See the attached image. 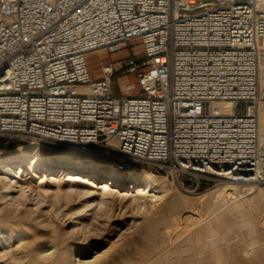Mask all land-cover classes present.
Segmentation results:
<instances>
[{
    "label": "built area",
    "instance_id": "built-area-1",
    "mask_svg": "<svg viewBox=\"0 0 264 264\" xmlns=\"http://www.w3.org/2000/svg\"><path fill=\"white\" fill-rule=\"evenodd\" d=\"M128 45L92 76L90 53ZM261 70L264 0H0V139L67 144L121 173L264 183ZM118 72L136 95L112 92Z\"/></svg>",
    "mask_w": 264,
    "mask_h": 264
},
{
    "label": "rangeland",
    "instance_id": "rangeland-1",
    "mask_svg": "<svg viewBox=\"0 0 264 264\" xmlns=\"http://www.w3.org/2000/svg\"><path fill=\"white\" fill-rule=\"evenodd\" d=\"M132 48H134V50L137 49L135 46ZM102 49L105 51L104 54L99 51H94L89 55L88 63L92 76L98 75L99 65L101 63L121 60L126 58L130 53L129 45L124 46L121 50L116 52H109L106 48ZM126 81L132 82L135 85L132 93L136 95L138 86L135 76L123 75L120 72L116 73L111 81L112 92L117 96L121 95L124 92L122 90V85ZM258 89L260 95L258 107L259 131L260 122L262 116H264L262 115L264 114V79H261L260 76L258 78ZM29 144H38L39 146L36 153L50 157L53 155H62L63 152L66 153L65 151L70 146L67 144H57L39 140L8 142L4 139H0V158L5 157L4 153L13 154L15 149H20ZM97 155L98 159L101 161L104 160L111 164V161L104 156ZM137 167L138 168H134V170H127L126 172L136 171L138 173L144 171L163 182L165 191L156 193L160 195L159 199H156L157 201L153 198L149 199L150 197L147 193L136 194V190H128L125 186L119 184L103 191L95 186L96 183H100L101 180L95 181V185H89L87 184L88 182L82 180L83 177L81 174L75 176V179L70 180L67 178V175L60 171L47 172L44 175L42 170L32 172L29 168H26L23 173H20L21 175L18 174L16 175L17 177L13 179L22 181L19 183L18 187L15 186L14 190L11 191V195L14 197L16 196L13 203L11 201L9 205H6V200L1 197L3 187H1L2 185L0 184V235L2 237L5 236V238L9 237L7 229L8 227H13L11 226L13 224L15 225L14 227H21L26 231V239L32 238L39 244L38 246H41L38 249L40 253L46 249H50L54 251L55 254L59 250L61 252V249H67L69 252V254L67 252L69 255L68 259H72L70 261L75 262L78 259L77 250H75V246L77 245L79 248L78 250L83 251L84 257L87 259L102 255V257L97 260L98 262L114 260L115 264H133V257L137 255L140 245L144 241L143 233L152 222L157 223H155V226L160 233H164L165 230L168 231L169 227V232H171L173 231L171 229L177 226L175 228L176 231L180 230L181 232L179 234L184 235L182 234L183 231L186 233L184 236L188 235V229L193 230L197 226L206 225V222H209L214 229H217L216 233H220L218 234L219 236L223 232L222 236L224 240L222 241H226V246L230 245L229 247L233 248L236 243H244V245H242V251H240V256L242 258L245 257L243 258L245 261L247 260V262L253 263L254 257L252 255L259 251L260 245H252L247 236L249 231L253 229L255 232L257 228L260 229L256 230L257 233L261 231L260 233L264 234V204H262V200H264L262 199L264 198V183H241L229 180L202 181L187 174H180L176 178L166 170L144 165H138ZM231 183L235 185V188L231 187V189L226 190V185ZM96 190L97 193H95ZM100 192L102 193L100 194ZM150 193H152V191ZM228 193H232L231 197H228L230 196ZM173 195L176 199L179 197L177 199L179 203L171 208L167 202ZM224 196L227 201L224 199ZM151 200H153V202H151ZM220 202L224 203V206H222V208L224 207L223 209L218 205ZM231 203L232 205L240 203H242V205L245 204L244 209L247 211H244L243 214H238L236 212H232L231 214V212H227L229 206H232ZM14 206L16 207L14 208ZM7 208L9 209L7 210ZM220 209H222L223 212ZM222 215L227 218L222 217ZM193 220L197 224L199 221L202 224L199 222L197 225ZM189 223H194V225ZM172 224L173 226H171ZM182 224L185 225V228ZM249 225L252 229H249L251 228ZM179 226L180 228H178ZM247 226H249V228H247ZM176 231L174 230V232L171 233L173 238L170 239L178 240L180 237H184H179V235L176 236L174 234ZM174 235L179 238L175 239ZM240 236L241 238L243 236V238H239ZM5 238L3 237L2 240ZM166 238V241L161 243V245L164 246L168 241L169 244L173 243V240L170 241L168 236H166ZM231 241L235 244L233 243L232 245ZM224 242L222 246L225 245ZM9 245L13 248L15 246L14 240H11ZM244 246L248 248L245 247V249ZM243 250L246 251V254H244L245 251L243 252ZM9 260L10 259L5 260V262L7 261L6 263L8 264H15L12 260V262ZM45 261L42 262V264H69L66 259H62V257L58 255L50 257L48 259L50 263ZM97 261H94V264H96ZM156 261L157 257L151 256L140 264H159L157 263L158 261Z\"/></svg>",
    "mask_w": 264,
    "mask_h": 264
},
{
    "label": "bare ground",
    "instance_id": "bare-ground-1",
    "mask_svg": "<svg viewBox=\"0 0 264 264\" xmlns=\"http://www.w3.org/2000/svg\"><path fill=\"white\" fill-rule=\"evenodd\" d=\"M97 51H99L102 54H104V52H105L104 49H102V48L98 49ZM259 76L261 79H264V70L260 71ZM128 86H129V84L124 82L122 85V87H123L122 90L125 91ZM262 115H264V114H262ZM259 131H258L259 132V134H258L259 142L264 144V116H262ZM38 144L37 145H30L29 144V145L23 146L20 149H15L13 151L14 152L13 154L4 153L5 157L0 158V184L2 185V186L1 185L0 186L3 187V192H2L1 197H2V199L6 200L5 201L6 205L7 204L9 205L11 203V201L13 203L16 196L15 197L12 196L11 191L14 190L15 186L18 187L19 183L22 182L19 179H16V180H13V179L15 177H17L16 175L23 173L24 169H26V168L27 169L29 168L32 172H38V171L42 170L44 175L47 172H59L60 171L61 173L67 175V178L70 180L75 179L76 178L75 176H78L79 174H81L83 177L82 180H84V182H88L87 184H89V185H95V183H94L95 181L101 180L100 183H98V184L96 183L95 186H96V188H99L103 191H106L107 189H110L112 186H116L119 184L121 186H125V188H127L128 190H136V194H146L147 193V194H149V197H150L149 199L153 198L154 200L159 199V197H160V195H158L156 193H161V192L165 191L163 182L156 179L150 173H146L144 171L138 172V173L136 171H132V172H126L125 171L123 173H119L114 168H112L111 164L107 163L104 160L101 161L100 159H98L97 154H95V153L93 154L92 152H89V151L83 152V150H80L77 147H73V146H69L68 149L65 151L66 153L63 152L64 154L62 153V155H59V156L53 155L51 157L50 156H43V155L36 153L38 146H39ZM226 186H227L226 190L231 189V187L235 188V185H232V183L228 184ZM151 191H152V193H150ZM95 193H97V190ZM101 193L102 192H100V194ZM228 194H230V193H228ZM231 194L228 197H231ZM177 199L173 195L172 198L169 199V201L167 202L168 205L171 208L175 207L179 203V201ZM224 199H225V196H224ZM262 199H264V198H262ZM151 202H153V200H151ZM259 202H261V201H259ZM214 203H215V201H214ZM262 204H264V200H262ZM218 205H219V207L222 208V206H224V203L220 202V204H218ZM225 205H226V203H225ZM231 205H232V203H231ZM244 205H242V203L233 204L231 207L229 206V209H227L228 211L226 209L225 210L229 213L231 212V214H232V212H236L238 214L239 213L243 214L244 211H247L244 209ZM259 205H260V203H259ZM169 206H168V208H169ZM15 207L16 206H14V208ZM210 207H212V206H210ZM8 209L9 208H7V210ZM222 209H220V210L223 212ZM248 209H249V207H248ZM213 211H215V210H213ZM246 213H248V212H246ZM214 215H216V214H214ZM223 215H222V217H224ZM211 216H213V215H211ZM155 221H158V220H155ZM199 222H198V224H199ZM155 223L156 222H152L149 225V227L146 229V231L143 233L144 241L140 245V248L138 250L137 255L135 257H133V260H132L133 264H140L142 261L147 260L151 256H154V257L156 256L157 261H158V262L157 261L156 262L159 264H264V234H261L260 233L261 231H259V233L256 232V230L259 228H257L255 230V232H256L255 233L253 231L252 227L250 226L251 224L249 225L251 228H249V226H247V228L252 229L251 230L252 232L249 231L247 237L250 240L252 245H255V246H258V244L260 245V249L256 254L253 253V251L251 250L252 253L255 255V256L252 255L254 257L253 263L247 262V260L245 261L243 259L245 257L242 258L240 256V251H242L241 249H242V245H244V243H243L244 241L242 242L243 244H241V242L235 244L234 242L231 241L232 245H233V243L235 244L234 247L232 246L233 248L229 247L230 245L226 246V244H225L226 241L225 242L222 241V240H224V237L222 236L223 232L219 236L218 234H220V233L218 232V234H217L216 233L217 229H214L213 226L209 224V222L208 223L206 222V225H200V226H197L196 228L194 227L195 229H193V227L191 226L193 230L188 229L189 233L187 232L188 235H186V236H184L186 233H184L183 231H182V234H184V235L179 234L181 232L180 230L176 231L175 228L177 226H174L171 229V230H173L171 232H169V228H170L169 227L168 231L165 230L166 232L164 231V233H160L159 230L157 229V227L155 226ZM177 224H180V223H177ZM189 224L194 225V223H189ZM8 225H9V223H8ZM11 226H13V227H8V229H7L9 237L5 238V236H3L5 239L2 240L3 237L0 235V262H1V264H8V263H6L7 261L5 262V260H8V259H10L9 261L12 260L15 264H18V263L19 264L20 263L21 264H42V262H44L45 260H47L45 262L48 263L50 261V260L48 261V259L50 257H53V255H54V257L58 255L59 257H62V259H66L67 261L69 260L68 259L69 252L67 251V249H64V250L61 249L62 250L61 252H60V250L57 251L58 253L56 252L57 253V254L55 253L56 255L54 254V251H51L50 249H46L41 253L38 252V249L41 246H38L39 244H37L36 241L33 240L32 238L26 239V231L23 228H21V227L16 228V227H14L15 225H13V224ZM171 226H173V224ZM182 226L184 227L185 225L182 224ZM178 228H180V226ZM249 229H246V230H249ZM174 230L176 231L174 233L176 236L179 235V237L180 236H182V237L184 236V237L183 238L180 237V239H178L179 237L177 238L174 235L175 239L177 238L178 240L170 239V238H173L171 236V233L174 232ZM231 234H229V235H231ZM166 236H168L170 241L173 240L172 241L173 243L169 244L168 243L169 241H168L167 244L165 243V245L163 246V245H161V243L166 241V239H167ZM225 238H226V235H225ZM235 238H237V237H235ZM239 238H241V236ZM242 238H243V236H242ZM244 238H246V237H244ZM11 240H14V242H15V246L13 245L14 246L13 248H12V246L9 245ZM230 240H227V241H230ZM244 240H246V239H244ZM223 242L225 244L224 246H222ZM245 247L248 248L247 246H244V248ZM64 248H66V247H64ZM256 248H258V247H256ZM78 249L79 248L76 245L75 250H77V254H78V259H77V261H75L76 263L74 261H70V260H72V259H70L68 261L69 264H94L95 263L94 261H97L102 257V255H98L95 258L87 259L84 257L85 255H84L83 251L78 250ZM244 251L245 250H243V252ZM67 252H68V254H67ZM243 252H242V254H243ZM244 254H246V251ZM96 264H115V261L114 260L100 261V262L97 261Z\"/></svg>",
    "mask_w": 264,
    "mask_h": 264
}]
</instances>
